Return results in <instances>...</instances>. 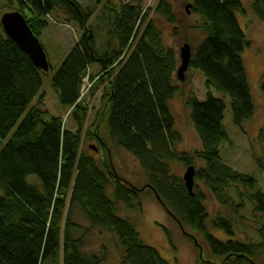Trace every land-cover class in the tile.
<instances>
[{"label":"trees","instance_id":"1","mask_svg":"<svg viewBox=\"0 0 264 264\" xmlns=\"http://www.w3.org/2000/svg\"><path fill=\"white\" fill-rule=\"evenodd\" d=\"M94 1L103 8L104 25L100 22L105 39L91 21L96 9L79 0H7L4 14L21 13L38 39L49 29L47 18L61 15L79 27L82 37L52 80L60 106L77 124L76 132L66 130L63 120L45 108L44 73L20 47L0 37V264H107L105 250L102 256L84 252L90 230L117 238L121 264H171L143 243L129 220L118 216L120 205L141 210V193L147 191L159 196L190 230L185 236L198 250L200 241L222 264L262 263L258 259L264 254V229L260 244L240 243L235 241V222L220 213L210 225L234 240H217L210 232L203 191L196 186L195 197H190L172 167L173 163L195 167L201 162L204 166L196 169V179L219 205L238 212L249 204L255 217H264V194L255 191L257 181L235 171L221 157L220 146L228 140L225 101L209 94L205 102L195 98L187 102L202 151L178 152L182 136L169 106L179 91L176 51L167 47L151 11L140 3ZM190 6L201 18L205 35L192 50L190 69L203 73L208 89L230 99L233 123L243 128L257 111L242 58L250 48L237 19V14L245 13L243 3L194 0ZM253 8L264 23V0H253ZM153 15L176 25L170 0H161ZM86 80L92 91L103 89L100 121L89 128L82 96ZM261 90L264 94V82ZM101 125H106L110 145L100 136ZM85 135L107 151L103 161L83 151ZM113 148L139 163L147 178L142 190L118 175L109 157ZM263 163L258 162L262 170ZM30 177H37L40 184H30ZM77 216L90 230L83 232ZM164 231L173 248L170 232ZM199 264L216 263L199 258Z\"/></svg>","mask_w":264,"mask_h":264},{"label":"rangeland","instance_id":"2","mask_svg":"<svg viewBox=\"0 0 264 264\" xmlns=\"http://www.w3.org/2000/svg\"><path fill=\"white\" fill-rule=\"evenodd\" d=\"M79 1L84 7L96 9V13L91 21L102 29L99 34L105 39L106 29H103L104 22H102L104 15L103 8L98 5L96 6L94 0ZM112 1L116 4L140 3L144 10L151 11L150 18L154 20L157 27L162 31L165 44L167 47L174 49L178 57L181 48L185 44L190 45L193 50L205 38L201 30L203 25L201 18L193 14L191 9L190 14L186 11V7L192 5L194 0H170L176 19L175 26H171L153 15L161 0ZM240 1L243 3L245 13L237 14V19L250 43V48L243 53L242 58L257 110L254 119L247 122L243 128L235 126L230 99L213 88L208 89L203 73L190 68L186 73L185 82L177 80L176 86L179 91L169 103V106L175 119L176 130L182 136V142L177 145V151L194 155L202 151V145L191 123V111L187 106V102L193 98L199 102H205L209 94L216 99L224 100L226 104L224 127L228 140L220 146L221 157L235 171L253 177L257 181L255 191L264 194V170L258 164L259 161L264 162V94L261 90V85L264 82V23L260 21L254 11L253 0ZM8 5L7 0L1 1L0 20L4 12L7 11ZM47 20L50 25L49 29L44 31L39 40L47 55L51 71L48 74L42 75L43 89L41 95L44 96L45 108L51 114L63 120L66 130L76 132L77 124L73 121L71 113L60 106L56 94L52 89V80L72 49L81 40L82 34L79 27L67 22L63 15L60 17L49 16ZM5 36L0 24V37ZM91 71L95 74L98 73L97 69ZM89 86L90 82L86 80L82 91L83 102L89 110L86 128L100 121V115L104 106L102 103L103 89L100 88L94 92ZM100 136L109 144L106 125H101ZM97 146L98 144L94 140L85 135L82 146L83 151L98 161H103L107 155V151ZM93 147L97 148V154L93 152ZM110 152L109 157L112 159L118 175L137 189L142 190L147 185V178L139 163L131 155L118 148H113ZM203 166L198 161L195 169L198 170ZM172 167L181 179L184 178L189 168L180 163H173ZM28 181L32 185L40 184L37 177H30ZM196 186H199L204 193L205 205L209 212L210 232L217 240L221 242L234 240V237L228 235L225 231L215 229L210 225V222L222 213L224 216L232 218L235 222V241L247 245L261 243L262 233L260 231L264 229V217H255L253 209L249 204H246V207L238 212H235V208L226 210L219 205L204 184L197 179H195ZM141 201L143 203L141 210L140 207H137L138 210H128L120 205L118 216L129 220L133 224L146 246L155 248L171 264H199V258L216 264H222L221 261L211 257L202 242L199 241L198 243L202 250H198L189 242L185 234H191L190 230L184 227L182 230L176 219L166 212L152 192L141 193ZM239 204L240 202L236 201L235 206ZM76 221L82 227L83 232L90 230L88 223L83 217L77 216ZM164 230L170 232L174 243L173 248L170 246ZM84 245V252L86 254L102 256L105 250L108 253L107 264H121L122 248L119 246L115 236L98 230H90ZM258 260L262 262L259 264H264V254L262 259Z\"/></svg>","mask_w":264,"mask_h":264},{"label":"water","instance_id":"3","mask_svg":"<svg viewBox=\"0 0 264 264\" xmlns=\"http://www.w3.org/2000/svg\"><path fill=\"white\" fill-rule=\"evenodd\" d=\"M191 6L186 7V11L190 14ZM1 26L6 35V37L11 40L14 44L20 47L33 61L35 66L44 74H48L51 71V67L48 62L47 55L43 46L40 43V40L33 34L31 29L28 26V23L24 16L19 13H7L4 14L1 18ZM193 51L190 45L185 44L179 53L180 66L177 71L176 77L180 82H185L186 73L190 68L192 61ZM93 151H97L94 147ZM195 178H196V169L191 166L187 169L183 181L187 187L190 197H195L194 188H195ZM158 202L170 214L173 218L175 216L167 209L164 203L161 201L159 196H156ZM176 219V218H175ZM177 223L181 226L182 230L184 229L182 224L176 219ZM190 236L189 234H185ZM197 246L198 243H196ZM202 250V248L200 247ZM202 257V256H201Z\"/></svg>","mask_w":264,"mask_h":264},{"label":"flooded vegetation","instance_id":"4","mask_svg":"<svg viewBox=\"0 0 264 264\" xmlns=\"http://www.w3.org/2000/svg\"><path fill=\"white\" fill-rule=\"evenodd\" d=\"M97 144H99L98 142H96ZM96 154H97V152H96Z\"/></svg>","mask_w":264,"mask_h":264}]
</instances>
